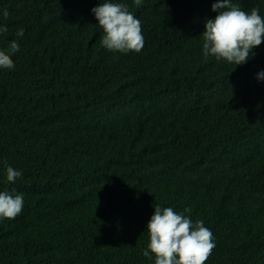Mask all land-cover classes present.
<instances>
[{
	"label": "trees",
	"instance_id": "1",
	"mask_svg": "<svg viewBox=\"0 0 264 264\" xmlns=\"http://www.w3.org/2000/svg\"><path fill=\"white\" fill-rule=\"evenodd\" d=\"M98 2L0 0V49L19 44L0 68V191L24 198L0 218V264H154L147 204L204 222L205 264H224L218 249L264 264V41L243 65L205 58L202 0H112L145 43L109 51ZM232 2L264 17V0Z\"/></svg>",
	"mask_w": 264,
	"mask_h": 264
},
{
	"label": "clouds",
	"instance_id": "2",
	"mask_svg": "<svg viewBox=\"0 0 264 264\" xmlns=\"http://www.w3.org/2000/svg\"><path fill=\"white\" fill-rule=\"evenodd\" d=\"M197 5L201 0H189ZM139 6L142 0H134ZM205 13L204 30L200 34L203 39V55L205 58L213 56L217 61L223 59L236 66L243 65L254 57L253 49L264 41L263 12L253 7L250 12H245L232 0H202ZM207 3V4H206ZM98 25L103 29L104 35L100 44L109 51L128 53L140 52L144 47L141 21L137 19L123 3H114L112 0L98 2L91 9ZM0 17L7 20L9 12L5 9ZM8 31L6 25H0V33ZM16 35H24L20 28ZM19 51V44L12 40L6 50L0 49V68L12 69L14 61L12 54ZM257 80H264V71L257 73ZM6 178L14 183L22 173L11 166H6ZM129 203L131 209H136L135 203ZM23 194L9 191H0V218L9 220L17 217L23 209ZM147 207V208H146ZM149 204L142 207L143 224L149 233L150 242L143 256L152 260L150 253L154 254V264H205V261L216 249L212 231L204 226L202 220L192 221L191 209L177 213L171 207L154 206L153 214L148 213ZM146 208V210H145ZM222 248V247H221ZM219 258L225 264L226 256L218 249Z\"/></svg>",
	"mask_w": 264,
	"mask_h": 264
}]
</instances>
